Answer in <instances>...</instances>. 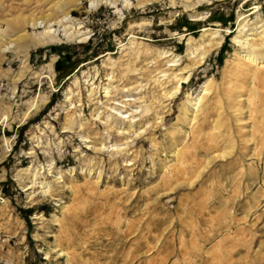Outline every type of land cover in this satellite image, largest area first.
Returning a JSON list of instances; mask_svg holds the SVG:
<instances>
[{"label":"rangeland","instance_id":"374dc122","mask_svg":"<svg viewBox=\"0 0 264 264\" xmlns=\"http://www.w3.org/2000/svg\"><path fill=\"white\" fill-rule=\"evenodd\" d=\"M263 29L264 0H0V264H264Z\"/></svg>","mask_w":264,"mask_h":264},{"label":"bare ground","instance_id":"6f19581e","mask_svg":"<svg viewBox=\"0 0 264 264\" xmlns=\"http://www.w3.org/2000/svg\"><path fill=\"white\" fill-rule=\"evenodd\" d=\"M98 1L100 3H102V0H98ZM260 32L261 33H260V35H259L258 38L257 37L255 38V37H252V36H251V38H248L247 37L246 40H248V42H246V41L245 42H246V44H248V47L249 48L251 47L252 49L251 50H248L247 52H245L244 55L242 54L243 56H240V57H242L243 59H246L247 61L250 60L251 62H255V63L257 62V60H262L264 58L262 55L255 54L253 52L254 50L258 49V47L261 46L264 43V29L261 30ZM251 34H253V33H250V35ZM206 44H207V48H205V51L204 52H206V51L210 50L211 48L217 46L219 44V42L215 41L213 39V37H212V39H210ZM175 77H177V74L175 75ZM184 82H187V76H180V77H178V79L176 80V84H175L176 86L174 87V89H176L178 87V84H182ZM207 87L208 86L206 85L205 88H204V91L207 89ZM201 99H202V96H198L195 99V102L193 103V105H195L196 108H193V109H195V114H194L193 118L191 119L192 121H195L196 118H197V113L199 111V103L201 102ZM197 104H198V106H197ZM215 130H216V128H215Z\"/></svg>","mask_w":264,"mask_h":264}]
</instances>
